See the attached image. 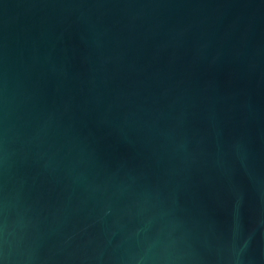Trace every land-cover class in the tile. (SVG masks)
Returning a JSON list of instances; mask_svg holds the SVG:
<instances>
[{
	"label": "water",
	"instance_id": "obj_1",
	"mask_svg": "<svg viewBox=\"0 0 264 264\" xmlns=\"http://www.w3.org/2000/svg\"><path fill=\"white\" fill-rule=\"evenodd\" d=\"M0 264H264V0H0Z\"/></svg>",
	"mask_w": 264,
	"mask_h": 264
}]
</instances>
